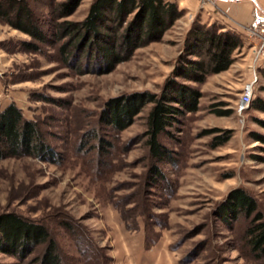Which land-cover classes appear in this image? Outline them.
I'll return each instance as SVG.
<instances>
[{"label":"rangeland","instance_id":"374dc122","mask_svg":"<svg viewBox=\"0 0 264 264\" xmlns=\"http://www.w3.org/2000/svg\"><path fill=\"white\" fill-rule=\"evenodd\" d=\"M52 1L61 0H31L46 28L58 20ZM92 1L81 0L59 20L84 18ZM173 1L183 12L161 39L107 72L67 65L60 41L29 49L32 37L0 20V109L16 102L58 152L55 160L0 157V214L14 211L47 225L62 264H264L250 230L264 221V110L253 105L264 101V59L252 100L239 109L255 75L260 35L240 26L244 44L227 69L203 81L178 77L200 96L196 109L177 114L159 136L170 157L157 158L148 143L153 101L122 130L106 122L110 99L161 93L195 23L235 24L228 2ZM228 132V140L214 143ZM236 189L253 197L254 211L224 207ZM45 247L39 243L24 260L0 249V264H39Z\"/></svg>","mask_w":264,"mask_h":264},{"label":"trees","instance_id":"16d2710c","mask_svg":"<svg viewBox=\"0 0 264 264\" xmlns=\"http://www.w3.org/2000/svg\"><path fill=\"white\" fill-rule=\"evenodd\" d=\"M80 2L52 1V14L58 20L46 28V21L31 0H0V20L28 33L32 37L25 41L29 49L40 50L43 43L60 41L58 49L67 65L80 72H107L128 59L137 47L161 39L183 12L173 0H93L84 18L59 20L71 14ZM243 44L239 30L216 23L209 26L195 23L186 38L185 53L161 93L127 94L110 99L106 122L122 130L131 124L147 101H153L148 115V143L157 158L170 157V149L159 136L168 131L177 114L196 109L200 96L197 88L179 81L178 77L203 81L208 73L227 69L234 61V50ZM260 69L264 77V65ZM253 105L264 110V101ZM94 136L99 137L97 133ZM230 136L229 132L217 136L214 143H224ZM23 155L44 160L58 158L39 121L26 117L12 101L0 109V157ZM156 173L161 175V170L157 168ZM229 197L224 207L230 210L244 208L251 213L256 208L255 200L244 190L236 189ZM250 230L254 233L255 245L264 251V221ZM43 242L46 247L39 264H62L58 243L47 225L14 211L0 214L1 250L24 260Z\"/></svg>","mask_w":264,"mask_h":264},{"label":"built area","instance_id":"2783aa9c","mask_svg":"<svg viewBox=\"0 0 264 264\" xmlns=\"http://www.w3.org/2000/svg\"><path fill=\"white\" fill-rule=\"evenodd\" d=\"M246 28L251 32V33H257L261 37V42L258 48L255 49L254 52V61H253V66L255 67L254 72V78L247 82L245 86V90L241 96L240 104H239V109L242 110L244 109L252 100V94H253V88L255 85V82L257 81V67L256 65L258 64V61L260 59H264V10L262 9H255L254 11V18L246 26ZM264 61V60H263Z\"/></svg>","mask_w":264,"mask_h":264},{"label":"crops","instance_id":"0c3cea01","mask_svg":"<svg viewBox=\"0 0 264 264\" xmlns=\"http://www.w3.org/2000/svg\"><path fill=\"white\" fill-rule=\"evenodd\" d=\"M223 2H228L230 4L229 14L231 20L235 24L229 22V26L233 29H239L241 31L240 26H247L252 21V8L253 5H256L257 8L264 10V0H222ZM186 3H190L189 0H186ZM185 5V4H184ZM186 6L181 7H187Z\"/></svg>","mask_w":264,"mask_h":264}]
</instances>
